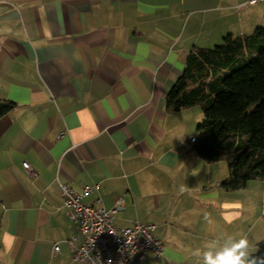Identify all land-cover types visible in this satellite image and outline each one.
<instances>
[{"label": "crops", "instance_id": "1", "mask_svg": "<svg viewBox=\"0 0 264 264\" xmlns=\"http://www.w3.org/2000/svg\"><path fill=\"white\" fill-rule=\"evenodd\" d=\"M175 1L0 0V100L15 105L0 118V264H83L60 185L97 186L82 201L104 209L122 199L118 224H154L163 255L143 264H198L234 237L244 190L196 157L192 108L166 107L191 51Z\"/></svg>", "mask_w": 264, "mask_h": 264}, {"label": "trees", "instance_id": "2", "mask_svg": "<svg viewBox=\"0 0 264 264\" xmlns=\"http://www.w3.org/2000/svg\"><path fill=\"white\" fill-rule=\"evenodd\" d=\"M14 104L0 100V118ZM169 112L198 107L202 123L192 143L207 164L224 162L227 191L264 182V28L249 35L228 34L219 45L192 49L182 74L166 95ZM264 253V240L256 245Z\"/></svg>", "mask_w": 264, "mask_h": 264}, {"label": "built area", "instance_id": "3", "mask_svg": "<svg viewBox=\"0 0 264 264\" xmlns=\"http://www.w3.org/2000/svg\"><path fill=\"white\" fill-rule=\"evenodd\" d=\"M260 1L264 0H248L247 4L253 6ZM189 142L194 143L195 138L191 137ZM22 166L29 177L37 178L28 163ZM96 187L86 186L79 193L68 185H60L61 208L75 231L66 241L73 249V259L83 264H143L147 252L161 257L164 248L154 235V224L117 223L125 209L122 199L109 209L83 203L82 199ZM57 252L59 246L55 245L53 253Z\"/></svg>", "mask_w": 264, "mask_h": 264}, {"label": "rangeland", "instance_id": "4", "mask_svg": "<svg viewBox=\"0 0 264 264\" xmlns=\"http://www.w3.org/2000/svg\"><path fill=\"white\" fill-rule=\"evenodd\" d=\"M175 2H178L179 14L175 22L180 24L179 38L184 48L209 49L219 45L228 34L249 35L258 27L264 28V1L253 6L245 5L241 9L235 7L241 0ZM190 112L193 118L197 116L199 119L195 128L198 136L197 128L202 123V113L198 107H193ZM240 191L243 197L240 216L230 226L227 224V228H233V238H247L255 252L256 245L264 240V182L249 181L247 187Z\"/></svg>", "mask_w": 264, "mask_h": 264}, {"label": "clouds", "instance_id": "5", "mask_svg": "<svg viewBox=\"0 0 264 264\" xmlns=\"http://www.w3.org/2000/svg\"><path fill=\"white\" fill-rule=\"evenodd\" d=\"M193 255L198 258V264H264V253L259 249L252 251L245 237H221L208 243L204 249H197Z\"/></svg>", "mask_w": 264, "mask_h": 264}]
</instances>
